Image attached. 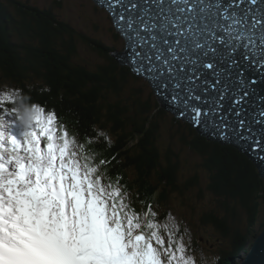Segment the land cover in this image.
Returning <instances> with one entry per match:
<instances>
[{
  "label": "snow or ice",
  "instance_id": "1",
  "mask_svg": "<svg viewBox=\"0 0 264 264\" xmlns=\"http://www.w3.org/2000/svg\"><path fill=\"white\" fill-rule=\"evenodd\" d=\"M127 62L161 102L204 134L264 149V0H98ZM0 94V105L14 99ZM0 115V264H198L191 230L136 210L108 132L70 133L55 109ZM15 115L14 119L6 118ZM78 123V121H77ZM199 264H215L201 254Z\"/></svg>",
  "mask_w": 264,
  "mask_h": 264
},
{
  "label": "trees",
  "instance_id": "2",
  "mask_svg": "<svg viewBox=\"0 0 264 264\" xmlns=\"http://www.w3.org/2000/svg\"><path fill=\"white\" fill-rule=\"evenodd\" d=\"M80 43L101 61H79ZM116 50L77 31L51 8L0 0V94L15 93L0 105V115L3 108L22 114L39 104L54 108L81 138L104 129L112 146L93 148L118 154L113 174L131 171V185L147 199L152 192L157 209H167L170 195L186 196L190 189L199 197L205 191L216 196L214 210L199 221L223 240L215 264H238L264 227V179L233 145L210 140L169 114L151 87L146 91L131 68L112 55Z\"/></svg>",
  "mask_w": 264,
  "mask_h": 264
},
{
  "label": "rangeland",
  "instance_id": "3",
  "mask_svg": "<svg viewBox=\"0 0 264 264\" xmlns=\"http://www.w3.org/2000/svg\"><path fill=\"white\" fill-rule=\"evenodd\" d=\"M58 1L60 4L56 3L57 0H28L29 3L36 4L40 8H51L57 16L70 22L77 31H81L89 37L100 40L106 46L117 48V50H122L124 48L126 41L113 27L112 19L107 11L98 6L94 0ZM78 60L94 64L101 61V58L98 57L87 45L80 43ZM138 81L143 85V88H145L146 91L150 90L151 86L146 80L138 77ZM168 113L171 114L170 112ZM67 127L70 133H72L70 125ZM96 150L98 152V158L107 157L104 152L97 148ZM117 173L122 176L121 183L126 184L128 190L132 193L136 210H142L144 206L148 204L154 206L152 192L147 199L129 182V178L133 176L131 171L128 170L126 173L118 171ZM204 183L206 184V182ZM215 200L216 196L212 194L208 195V191H205L204 194L199 197L196 195L195 190L190 189L186 196H181L177 193L170 195L166 205L167 209L163 210L161 207H158L157 209L162 214L170 212L181 222L182 229L184 225L189 227L191 230V240L189 241L187 236H185L184 239L185 243L188 245V254L194 256L198 264L201 254L215 260L218 250L221 247H224L223 240H219L218 234L213 231L209 225H203L199 221V217L202 213L214 210L216 206ZM194 249L196 250L194 251ZM244 256L245 254H241L238 259Z\"/></svg>",
  "mask_w": 264,
  "mask_h": 264
},
{
  "label": "water",
  "instance_id": "4",
  "mask_svg": "<svg viewBox=\"0 0 264 264\" xmlns=\"http://www.w3.org/2000/svg\"><path fill=\"white\" fill-rule=\"evenodd\" d=\"M94 2L98 4V0H94ZM126 51L127 50L125 49V46H124V48L122 50L117 51V52H113L112 55H114V57L118 60V62L121 65H127L131 68V66L127 62ZM137 77H139V76H137ZM255 87H256L257 91L253 94V96L251 98L252 102H250L249 104L244 106L247 109V112L244 115H245V118L249 122H251L252 113L255 111L254 105L256 102H258L256 98L259 95L264 94V87H262L259 84L256 85ZM155 96H156L159 104L161 105V107H163L165 110L169 111L168 106L166 104L162 103L160 98L156 94H155ZM169 112L172 113L176 118L184 120L187 122L186 119L179 118L173 112H171V111H169ZM195 130L197 131L198 134L203 135L210 140L218 141L221 144L233 145L235 148H237L238 150L243 152L255 164V166L257 167V169L259 171L260 176L264 179V149H251V148H249V145L247 143H243V142L221 141L214 136L204 134L201 130H199L197 128H195ZM239 264H264V227L262 228L261 232L253 239V242H252L251 246L249 247V250L245 253V256L240 258Z\"/></svg>",
  "mask_w": 264,
  "mask_h": 264
},
{
  "label": "clouds",
  "instance_id": "5",
  "mask_svg": "<svg viewBox=\"0 0 264 264\" xmlns=\"http://www.w3.org/2000/svg\"><path fill=\"white\" fill-rule=\"evenodd\" d=\"M96 4H97V3H96ZM117 51H120V50H116L115 52H117ZM68 130H69V129H68ZM69 132H70V131H69ZM255 237H256V236H255ZM255 237H254V238H255ZM254 238H253V239H254ZM252 242H253V241H252ZM250 246H251V245H250ZM250 246H249V247H250ZM248 250H249V248H248ZM248 250H247V251H248ZM247 251H246V252H247ZM246 252H245V253H246ZM245 253H244V254H245ZM240 256H241V255H240ZM238 260H240V259H238Z\"/></svg>",
  "mask_w": 264,
  "mask_h": 264
}]
</instances>
